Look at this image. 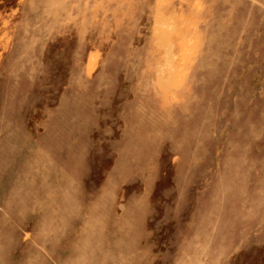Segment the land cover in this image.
<instances>
[{
	"label": "rangeland",
	"instance_id": "obj_1",
	"mask_svg": "<svg viewBox=\"0 0 264 264\" xmlns=\"http://www.w3.org/2000/svg\"><path fill=\"white\" fill-rule=\"evenodd\" d=\"M0 264H264V0H0Z\"/></svg>",
	"mask_w": 264,
	"mask_h": 264
}]
</instances>
